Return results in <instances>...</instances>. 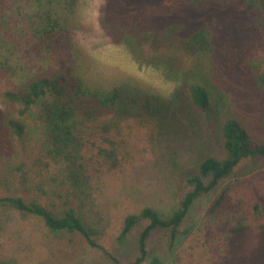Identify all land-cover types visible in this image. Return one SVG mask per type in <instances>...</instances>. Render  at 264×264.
Returning a JSON list of instances; mask_svg holds the SVG:
<instances>
[{
  "label": "trees",
  "instance_id": "16d2710c",
  "mask_svg": "<svg viewBox=\"0 0 264 264\" xmlns=\"http://www.w3.org/2000/svg\"><path fill=\"white\" fill-rule=\"evenodd\" d=\"M76 4L46 0L33 30L40 45L45 37L50 44L65 28ZM99 12L112 43L123 45L140 68H156L175 82L174 99L125 96L116 86H93L72 69L26 75L11 55L0 53V207L34 214L58 236L80 233L100 247L95 225L81 214L75 186L90 182L97 172L127 169L136 160V129L181 136L214 122L224 153L200 162L198 173L189 178L192 189L168 213L146 206L125 218L122 239L148 220L139 237L140 256L130 263L138 264L148 254L154 229H170L174 242L198 196L214 189L243 160L264 158V141L237 109L239 90L252 85V77L264 84V0H102ZM66 159L72 186L55 187L38 174L40 166ZM209 175L206 183L203 177ZM225 195L223 190L214 211ZM249 214L256 246L240 264H264V198L253 200Z\"/></svg>",
  "mask_w": 264,
  "mask_h": 264
},
{
  "label": "rangeland",
  "instance_id": "374dc122",
  "mask_svg": "<svg viewBox=\"0 0 264 264\" xmlns=\"http://www.w3.org/2000/svg\"><path fill=\"white\" fill-rule=\"evenodd\" d=\"M102 0H77L64 21V29L41 45L34 36L46 0H0V53L9 54L28 75L33 72H80L102 89L120 88L123 95L175 97V82L156 68H140L134 56L112 43L101 28ZM87 81V82H88ZM240 113L250 120L256 138L264 141V84L238 93ZM149 128L135 130L132 143L136 160L127 168L97 172L90 182L75 186L81 214L101 245L93 246L80 233L68 237L53 233L30 213L0 207V260L11 264H130L140 256L139 237L148 224L139 221L125 238V218L146 206L170 212L192 189L189 178L198 173L209 155L222 156V137L214 122H204L187 135H149ZM69 160L42 165L38 174L55 187L72 186ZM212 175L204 176L208 183ZM218 210L212 206L222 191ZM264 198V158L243 160L212 190L198 196L172 242V232L156 228L147 240L148 254L138 264H240L256 246L255 223L249 214L254 199ZM245 227L241 232L235 229ZM118 261H117V260Z\"/></svg>",
  "mask_w": 264,
  "mask_h": 264
}]
</instances>
